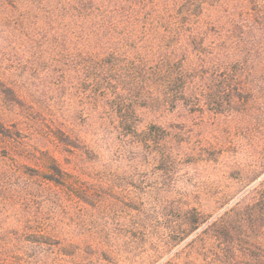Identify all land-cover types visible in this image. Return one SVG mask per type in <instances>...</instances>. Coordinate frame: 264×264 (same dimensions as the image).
I'll return each mask as SVG.
<instances>
[{
	"label": "rangeland",
	"instance_id": "374dc122",
	"mask_svg": "<svg viewBox=\"0 0 264 264\" xmlns=\"http://www.w3.org/2000/svg\"><path fill=\"white\" fill-rule=\"evenodd\" d=\"M78 1L0 0V264H258L264 219L248 229V209L238 235L204 231L243 198L253 177L240 169L264 158V26L248 34L241 67H259L240 93L219 98L210 82L207 99L150 109L143 82L103 59L110 83L103 54L72 39ZM233 1L202 3L207 43L220 9L246 22ZM112 2L136 24L162 0Z\"/></svg>",
	"mask_w": 264,
	"mask_h": 264
},
{
	"label": "trees",
	"instance_id": "16d2710c",
	"mask_svg": "<svg viewBox=\"0 0 264 264\" xmlns=\"http://www.w3.org/2000/svg\"><path fill=\"white\" fill-rule=\"evenodd\" d=\"M202 3L204 0H162L150 7V17L137 16L135 24L130 19L126 20L129 17L127 14H122L125 16L121 18L117 16L125 9L124 2L116 4L112 0H80L72 5L69 16L70 23L76 27L71 32L72 39H79L84 47L92 46L107 56H100L98 64L101 65L102 76L110 83L116 81L112 80L115 79L112 68L104 70L103 64L110 60L115 61L112 64L117 71L126 70L134 78V90L140 81L143 82L150 109L169 104L174 107L180 102L193 101L198 96L207 99L210 88L207 91L205 87L210 82L217 84L216 94H219V98L223 94L240 93L236 86L241 75L258 72L259 66L256 70L247 68V71L246 67H241V56L243 52H251L256 45V38L249 36V32L253 33L255 28L264 26V9L261 8H264V0L241 1L248 4L246 22L235 19V16L231 19L229 12L222 14L224 8L221 6L223 9H220L216 18L219 26V32L215 30L217 39L209 43L206 39L211 28L207 20L212 21V18L210 15L209 18L205 16L207 10ZM224 18H227L226 25H229L226 31L221 22ZM129 25L130 28L136 25V31L131 33ZM123 28L129 30L121 31ZM121 58H124L123 62ZM108 69L111 74L107 72ZM261 143H264V138ZM262 168L264 158L258 164H246L240 169V178L249 180L253 177V180L243 190L241 201L215 218L205 229L206 234H213L216 238L238 235L246 228V209L250 213L247 228L260 227L264 219V207L261 211L258 206H264V172L256 175ZM187 219L189 224L179 238L190 231L194 225L191 222L198 223L199 214L193 213L192 217L189 214ZM255 246L262 252L256 262L264 264V243H256Z\"/></svg>",
	"mask_w": 264,
	"mask_h": 264
}]
</instances>
